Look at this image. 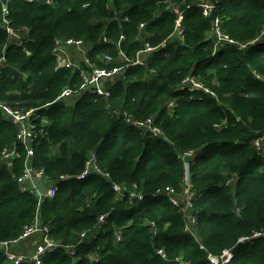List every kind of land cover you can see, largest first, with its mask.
I'll return each mask as SVG.
<instances>
[{"label":"trees","instance_id":"trees-1","mask_svg":"<svg viewBox=\"0 0 264 264\" xmlns=\"http://www.w3.org/2000/svg\"><path fill=\"white\" fill-rule=\"evenodd\" d=\"M212 1L205 14L199 0H171L185 28L184 39L173 40L176 14L165 0H0V58L7 57L0 96L37 109L47 124L32 143L33 165L58 184L41 201L21 189L27 150L0 110V242L18 238L38 215L50 236L76 247L74 255L49 253L41 264H211L227 249L230 264H264V234L254 236L264 232V153L254 146L264 134V0ZM4 15L20 46L9 41ZM216 20L233 43L216 45ZM71 38L91 43L88 57L102 66L105 55L113 58L109 66L136 61L146 42L159 48L127 66L108 94L86 93L69 105L58 96L78 89L80 69L59 67L56 47ZM189 74L204 87L187 86ZM129 116L153 117L163 132L145 134ZM8 146L18 156L6 164ZM92 151L102 172L77 178ZM185 151L195 154L185 161ZM187 172L191 208L156 195L169 186L180 193ZM133 191L143 199L130 204ZM0 264H10L5 247Z\"/></svg>","mask_w":264,"mask_h":264},{"label":"built area","instance_id":"built-area-1","mask_svg":"<svg viewBox=\"0 0 264 264\" xmlns=\"http://www.w3.org/2000/svg\"><path fill=\"white\" fill-rule=\"evenodd\" d=\"M166 6L169 10L174 11L176 14V20H175V29L173 33L171 34V38L174 39H184V31L185 28L183 26V19H184V13L180 6L177 4H174L171 2V0H165ZM199 4L203 7V10L205 14H210L213 12L215 8V4L212 0H199ZM4 15L2 19V25L4 30L9 35V41L16 44L17 46H20L22 44L21 40H15L14 35L16 33L14 27L12 26L13 23H11ZM141 26H144V24H141ZM216 30L213 32V36L215 39L216 45H220L221 42L228 41L229 43H233L234 40L224 33L219 26V21L216 20ZM106 40V39H105ZM86 42L81 39H66V40H59L57 42L56 51L60 53V56L58 57V66H67V67H75L77 69H80L79 76L81 79V84L79 85L78 94L84 95L86 93L91 92H99L108 94V92H104L100 84L105 83V81H111L112 83L118 79L119 77H123L125 74V69L117 66H98L96 64L90 63L89 60L86 58L87 51L86 49ZM69 47H73L75 49L79 50V53L84 57L83 59L89 64L88 68H81L80 65H77L73 60H71V57L68 53ZM158 47H153L150 45L149 42H146V47L144 50L140 51L138 58L136 61H134V64H143V55L146 53L154 51ZM123 52H121L122 55ZM107 63H111L113 58L110 55L104 56ZM7 63V57L3 56L0 58V70L3 65ZM115 77V78H114ZM184 83L189 86L191 89H197L204 87L203 84L196 78L193 74H189L185 80ZM103 85V84H102ZM101 85V86H102ZM196 86V87H192ZM206 90H209L206 88ZM74 93L73 90L70 88H66L62 91V93L58 96V99L66 100ZM175 101L172 100L169 102L168 106L172 108ZM0 110L12 123L16 125V136L17 139L22 142L27 150V153L25 155V169L22 175L19 177V183L20 187L24 191H29L34 196H37L39 200L41 201L45 197H52L56 194V191L58 189L57 182L50 181L48 176L45 173V170L43 168H35L33 165V156H34V142L36 139L43 133H45V128L47 124L40 121V117L38 115L37 109H22L20 107H16L14 105L9 104L8 102L2 100L0 96ZM127 120L130 123L136 124L138 127L142 128L143 131L148 133H153L154 135H160L163 131L160 127L156 126L154 124V118L149 117L144 121L133 119L131 116L127 118ZM33 143V144H32ZM254 146L255 148L261 152L264 153V134L258 137L254 140ZM194 151H185L183 152L182 159L185 161H188L190 158L194 156ZM18 156V151L16 147H5L2 150V157L11 160L12 158ZM102 172L101 168L98 166V156L95 151H92L89 154V157L86 161V165L84 170L77 175V178L79 179H85L88 175L95 173V172ZM70 178L72 176L69 175H61L60 179H66ZM183 185L186 186V193L187 195H182L181 198H177V193L174 188L172 187H166L164 189H159L156 192V195H164L168 196L170 201H172L174 204L179 205L180 203L185 204L184 209L187 210L188 208H191L193 206L192 203V186L190 183V178L188 172L184 176V183ZM118 193L123 195L124 192L122 190L121 186H115ZM131 200L132 199H143V193H137L132 192L130 193ZM99 220L104 223L105 222V215L99 216ZM154 226V225H153ZM264 232H257L254 234V236H261ZM84 236V233L82 234ZM242 237L239 239L240 242H245L250 240L252 237ZM22 242L23 244L31 243V250L25 251V252H16L11 248L12 243H18ZM34 242V244H33ZM3 247H5V255L10 264H41L44 257L49 254L53 253L59 250H63L64 252L74 255L76 253V247L74 245H67L64 246L61 242L50 236V227L48 224L41 221L39 216L37 215L34 219V221L27 225L22 234L11 241H4ZM61 247H64V249H61ZM158 253L164 254V249H159ZM231 255V250L227 249L224 250L220 256L212 255L210 257L211 264H230L229 257Z\"/></svg>","mask_w":264,"mask_h":264},{"label":"rangeland","instance_id":"rangeland-1","mask_svg":"<svg viewBox=\"0 0 264 264\" xmlns=\"http://www.w3.org/2000/svg\"><path fill=\"white\" fill-rule=\"evenodd\" d=\"M146 29H145V25L144 26H140V28H139V33H138V39H140V40H142V39H145V37H146ZM212 37H213V35H212ZM170 41V40H169ZM167 42H168V40H167ZM90 47H91V43H88V44H86V49H85V51H87V53H89L88 51H89V49H90ZM123 53H122V56H121V58L123 59V58H125L126 57V53L124 52V51H122ZM68 53H69V55H70V57H71V60H73L74 62H76V63H80L81 61H82V59H83V56L79 53V50L78 49H75V48H73V47H69V49H68ZM147 55L148 54H146V55H143V58L144 59H146L147 58ZM60 55H58V57H59ZM88 56H89V54H88ZM96 64V63H95ZM115 78V77H114ZM104 83V82H103ZM103 83H101L100 84V86L103 84ZM105 83H107V84H110V83H112L111 81H105ZM192 87H196V86H192ZM78 98V96L77 95H75V96H71V97H69L68 99H66V101L68 102V103H74L75 101H76V99ZM145 134H146V132H145ZM5 161H4V160ZM2 163H6L7 164V162H10V159L9 160H7L6 161V159L5 158H3L2 157ZM186 193V186L185 185H183V188H182V191L179 193V195H177V198H181V196L182 195H184ZM186 195H187V193H186ZM119 196L121 197L122 195L121 194H119ZM134 201H135V199H129V203L130 204H132V203H134ZM188 212V211H187ZM188 217L190 218L191 217V214L190 213H188ZM191 220H189V227H192V230H193V224H194V221L192 220V218H190ZM33 244H34V242H33ZM11 248L13 249V250H15L16 252H25V251H29V250H31V248H32V246H31V243H28V244H23L22 242H18V243H12L11 245Z\"/></svg>","mask_w":264,"mask_h":264},{"label":"clouds","instance_id":"clouds-1","mask_svg":"<svg viewBox=\"0 0 264 264\" xmlns=\"http://www.w3.org/2000/svg\"><path fill=\"white\" fill-rule=\"evenodd\" d=\"M144 24V23H143ZM145 25V24H144ZM141 26V25H140ZM173 33V32H172ZM212 35H213V33H212ZM214 37V36H213ZM170 39H173V38H171V37H169ZM123 39V36H121V39H120V41L118 42V48H119V51H118V54H119V57L121 58V52L123 51V49L121 48V46H120V44H121V40ZM259 40V39H258ZM16 45V44H15ZM151 45V44H150ZM145 47H146V43H145ZM154 47V46H153ZM159 48V47H158ZM145 49V48H144ZM143 49V50H144ZM142 51V50H141ZM140 53V52H139ZM150 53V52H149ZM149 53H146V54H149ZM145 54V55H146ZM139 55V54H138ZM84 58V57H83ZM86 58L89 60V62L90 63H92L91 61H90V59H89V57H88V53L86 54ZM124 59H126V57L125 58H123V60ZM143 60H145V59H143ZM134 61H132V63H129V64H127V65H125V66H117V67H121V68H123V69H125V74H124V76L123 77H119L118 76V79L117 80H122V79H124L125 77H126V74H127V71H126V67L127 66H129L130 64H134L133 63ZM76 63V62H75ZM81 63L82 64H85V65H87V68H88V63L84 60V59H82V61L80 62V63H76L77 65H81ZM112 63V62H111ZM109 64L110 63H105V65L104 66H106V67H110L109 66ZM98 66H102V65H98ZM60 67V66H59ZM112 67H114V66H112ZM80 72V71H79ZM117 80H115V81H117ZM114 81V82H115ZM113 82V83H114ZM113 83H110V84H107V83H103V85L102 86H100L101 87V89L104 91V92H108V87H109V85H112ZM78 90H79V87H78V89L76 90V91H74V95H77V96H79V98H78V100L83 96V95H79L78 94ZM85 95V94H84ZM67 102V101H66ZM68 103V102H67ZM69 105H73V104H69ZM144 133H145V131H144ZM147 134V133H146ZM149 134V133H148ZM246 242V241H245Z\"/></svg>","mask_w":264,"mask_h":264},{"label":"crops","instance_id":"crops-1","mask_svg":"<svg viewBox=\"0 0 264 264\" xmlns=\"http://www.w3.org/2000/svg\"><path fill=\"white\" fill-rule=\"evenodd\" d=\"M14 39H15V40H20V38L18 37V33H15V35H14ZM71 96H75V95L72 94ZM71 96H69V97H71ZM78 98H79V96H78ZM78 98L76 99V101L78 100ZM76 101H75L74 103H76ZM74 103H68V104H74ZM9 163H11V160H10Z\"/></svg>","mask_w":264,"mask_h":264},{"label":"water","instance_id":"water-1","mask_svg":"<svg viewBox=\"0 0 264 264\" xmlns=\"http://www.w3.org/2000/svg\"><path fill=\"white\" fill-rule=\"evenodd\" d=\"M3 248V243L2 242H0V249H2Z\"/></svg>","mask_w":264,"mask_h":264}]
</instances>
